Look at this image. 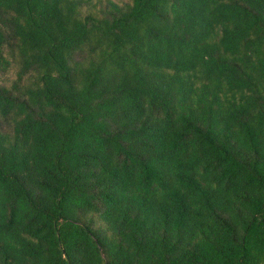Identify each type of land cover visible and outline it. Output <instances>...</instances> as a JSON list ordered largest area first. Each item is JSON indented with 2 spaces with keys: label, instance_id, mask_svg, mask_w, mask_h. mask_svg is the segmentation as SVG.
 I'll return each mask as SVG.
<instances>
[{
  "label": "trees",
  "instance_id": "obj_1",
  "mask_svg": "<svg viewBox=\"0 0 264 264\" xmlns=\"http://www.w3.org/2000/svg\"><path fill=\"white\" fill-rule=\"evenodd\" d=\"M0 264H264V0H0Z\"/></svg>",
  "mask_w": 264,
  "mask_h": 264
}]
</instances>
